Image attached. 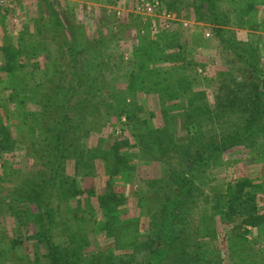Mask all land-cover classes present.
I'll use <instances>...</instances> for the list:
<instances>
[{
  "label": "rangeland",
  "instance_id": "374dc122",
  "mask_svg": "<svg viewBox=\"0 0 264 264\" xmlns=\"http://www.w3.org/2000/svg\"><path fill=\"white\" fill-rule=\"evenodd\" d=\"M148 1L156 3L150 15L145 10ZM49 2L58 19L67 24L69 30L76 29L83 49L81 65L89 71L80 88L72 91L69 112L73 118L78 120L75 100L92 97L95 88L101 87L102 92L97 93L101 100L108 92L126 91L122 94L129 100L128 108L136 110L143 105L147 111L157 113L151 118V124L166 125L168 131L176 133V138L183 142L186 134L183 115L189 109L191 96L175 93H181L184 85L191 83L192 92L206 94L202 103L208 108V116L218 113V117L204 132L215 137L210 130L213 127L217 135H229L234 144H228L226 150L213 155L197 171L194 193L198 200L191 215L196 223L202 217L208 218L206 225L217 229L215 241L200 233L199 240L208 243L207 248L201 250L208 249V253L202 257L206 261L214 260V264H264V221L256 228H248L251 231L249 243L241 242L244 216L235 215L233 221H222V211L227 204H241L235 198L239 194L238 185L242 184V198H251L255 211L264 215V0H216L213 16L207 12L203 0ZM47 4L44 0H16L4 21L7 34L11 36L8 45L16 49L22 32L28 40L36 36L45 40L49 37L44 28L39 34L36 27L41 14H48ZM2 19L0 13V23ZM218 19L220 23L214 22ZM1 27L0 128L7 129L15 143L2 150L0 158V264H52L51 250L59 253L60 264H129L131 260V263L145 260L147 251L134 246L137 241L150 240L147 216L153 215L155 221L162 216L157 204L164 198L155 194L158 188L152 183L165 177V153L155 151L149 161H143L136 145L139 131L124 132L123 120L109 115L110 109L104 103L100 113L95 109V115L87 120L85 126L91 133L82 141L90 150L91 154L85 157L93 160V166L84 164L86 159L82 156L68 158L53 187L48 188V202L55 210L52 224L44 221L46 227L29 226L28 204L34 201L29 197L33 190L50 181L52 172L50 160L40 158L32 144L38 128L32 119L22 124L21 109L10 98L8 74L2 70L7 57ZM63 36L59 38L61 42H64ZM54 49L51 48V58L59 60ZM46 55L39 59L44 70L52 63L49 54ZM16 62L26 73L35 63L27 60L25 53L16 55ZM100 63H103L101 72L107 73V78L102 76L97 80L94 70L100 68ZM135 70H139V75L148 83L160 82L162 88H166L162 95L128 91V78ZM35 76L30 79L32 83L37 82L42 73L38 71ZM71 81H66L65 87ZM257 85L262 93L256 98L258 130L254 135H247L246 115L256 107H250L254 97L250 98L249 94H256ZM61 98L59 95L58 101L61 102ZM62 110L60 105L56 117L64 114ZM163 110L171 115L163 119ZM38 111L40 106L29 102L23 115ZM149 116V112L140 114L143 120ZM71 125L73 132L68 140L75 138L74 131L78 129L73 120ZM3 135L1 132L0 138ZM125 137H129L130 143L121 154L127 155L129 169L124 175H113L111 165L109 167L100 157L102 153L100 156L95 153L97 149L110 150L117 138ZM201 138L195 143V150L204 149L207 141ZM186 173H189L187 169ZM60 184H64L66 193L60 191ZM104 203L114 205L107 209L110 214L106 218L101 213ZM175 251L160 263L178 264ZM102 257L104 262L100 260Z\"/></svg>",
  "mask_w": 264,
  "mask_h": 264
},
{
  "label": "trees",
  "instance_id": "16d2710c",
  "mask_svg": "<svg viewBox=\"0 0 264 264\" xmlns=\"http://www.w3.org/2000/svg\"><path fill=\"white\" fill-rule=\"evenodd\" d=\"M44 1L48 3V16L41 14V19L38 20L36 27L38 28L39 34L42 33L44 28V30L49 33V37L45 40L36 36V38L28 40V37L22 32L17 38L18 45L14 47L16 49H13L7 44V42H10L11 36L7 34L4 21L6 20L5 16L9 15L10 8L0 9V13L3 16L0 25L3 30L4 42H6L5 45H3V51L7 57L6 64L2 70L6 71L8 74L7 89L11 90L10 98L16 101V104L19 105L21 109L23 117L22 124H26L32 119L33 125L38 128V131H36L32 137V141H34L32 144L40 158H48V160H50L49 165L52 172L50 181H45L40 187L33 190V198H31L32 196L29 197L31 200H34L28 204V209L31 212V225L29 226L34 228L41 224L43 227H46L44 221L52 224L55 218V210L48 202V188L53 187V182L56 177L59 176V170L64 166L68 158L82 156L86 159L84 164L90 167L93 166V160L85 157L86 154L91 153L87 147L83 146L82 141L91 133V129L85 126L87 120L95 115V112L100 113V108L104 103V105L110 109V112H108L109 115L113 114L123 120V131H139L136 144L138 147H136L139 149V157H141L143 161H149L155 151H162L165 153V177L154 180L152 183L158 188L155 190V194L164 198L157 204L161 209L159 213H161L162 216L158 217L156 221L153 215L147 216V230L150 231L151 241L149 239L144 242L137 241V244L134 246L136 249L143 248L147 251L145 260L139 259L140 261L137 260L135 263H131L133 261L131 260L129 264H161L160 261L164 258H168L172 250H176L175 252H177L175 257L176 263L178 264H214V260L206 261L203 259L202 256L208 253V249L204 251L201 250L206 249L208 243L202 242L198 237L200 233L204 232L211 241H215L217 239V229L208 224L206 225L208 218L202 217L199 222L196 223L191 215L192 208L196 206L198 200V196L194 193L196 190L195 179L198 177L197 171L201 170L200 168L204 167L205 163H207L213 155L226 150L228 144L232 145L234 143L230 141L231 138L228 137L229 135H222V133L221 135H217L213 127L210 130L215 134V137L204 132V128H208L210 123L214 124L215 117L216 119L218 117V113L213 116H208V108L205 103H202L206 94L204 92H192L191 83H186L188 86L184 85L183 89H181V93H175L180 94V96L188 93L191 96L189 109L183 115L184 119H186L184 122L185 125L183 126L186 131L185 140L183 142L176 138V133H170L166 125L156 127L151 124V118H155L157 113L147 111L145 109L146 107L143 105H139L136 110L128 108L129 100L127 101V98H125L126 96L122 94L126 91H121L120 94L108 92L107 96L101 100L97 97L100 96L97 94L99 90L102 92L101 87L95 88L92 97H88V99L84 101H82V99L75 100L78 120L73 118L72 115L70 116L69 112V104H71L73 98L72 91L77 87L78 89L80 88L79 86L82 85L83 80L88 77L89 71L85 70V67L83 68L81 65L83 49L79 42L80 39L76 34V29L69 30V26L58 19V14L53 9L49 0ZM215 1L216 0H203L210 16L215 14ZM41 20H45L44 23L41 24ZM214 22L220 23L219 19ZM61 35H64V42H61V39L59 40ZM51 48H55L53 52L59 55V60L55 58L52 60ZM20 53H25V58L27 60L35 62L29 73L23 71L24 68H22L21 65L17 67L16 55ZM46 53L47 55L49 54L52 63L44 70L39 59ZM102 64L103 63H100L101 69L98 68V70H94L97 80L101 79L102 76L103 79L107 78V73L104 74L101 72L103 67ZM140 66L143 69L145 68L143 63H141ZM94 67L97 68L96 66ZM38 71L42 73V76L37 82L32 83L30 79L31 77L34 78ZM90 72L92 73L91 70ZM98 72L102 74L98 75ZM56 74L60 76L58 78L54 77ZM68 80L72 81L65 87L64 83ZM128 82V91H132L135 94L156 92L161 96L162 91L166 89L162 88L160 82L148 83L143 76L139 75V70H135L129 75ZM237 89L240 90V88ZM261 94L259 85H257L256 94L253 96L249 94L250 98L254 97L251 98L250 107L258 105L256 98H259L258 96ZM59 95L62 96L61 102L57 99ZM176 97H178V95H176ZM29 102L37 103L40 106V111L31 113L30 115H23ZM59 104L62 106L64 114L56 117L58 115V109L60 108ZM257 107L258 106L248 111L246 115L247 123L245 125V131L247 135H254L258 130L259 117H256L258 114ZM170 108L168 110H170ZM95 109L97 110L94 112ZM168 110H163L161 112L163 119L171 115V112ZM148 112L150 118L141 119L140 114H146ZM72 120L75 122L78 129L74 131L76 133L75 138L68 140L73 132L71 125ZM34 126L31 127V129H34ZM1 132L4 135L0 138V158L1 151L9 149L8 145H10V143H15V140L7 129L0 128V133ZM122 136H124V133H122ZM200 137L206 140L207 143L204 149L199 147L195 150L194 145ZM129 143V137H125L124 139L117 138L110 150L101 152L100 149H97L95 156H100L99 153H102L100 157L108 163L109 167L111 165L113 170L111 171L112 174L124 175L129 169L128 157L125 154H121V152L125 147L129 146ZM111 160L112 163H110ZM186 169L189 173L184 174ZM63 185L64 184H60V191L66 193L67 191ZM241 186H243V184L238 185L239 194L235 198V200H239L241 204L236 206L234 202H230L229 204L226 203L225 210L222 211L224 215H222V221L226 219L228 221H233L235 215L244 216L242 224L244 234L242 235L241 242L249 243L251 241L248 239V234H251V231L248 228L260 226L264 221V215L255 211V206L251 203V198H247V200L242 198L243 189ZM102 200L100 201L103 202ZM119 200L121 201V199ZM113 207L114 205L112 203H104V205H101L102 216L105 218L106 215L109 216L108 214H110V212H108L107 209H112ZM109 233L111 234V230H109ZM49 248H51V244H49ZM49 258L52 264H60V257L57 251L51 250ZM103 258L104 257L100 259L102 262H104ZM109 258H107V260H109ZM120 264L127 263L124 262ZM245 264L256 263L250 262Z\"/></svg>",
  "mask_w": 264,
  "mask_h": 264
},
{
  "label": "built area",
  "instance_id": "2783aa9c",
  "mask_svg": "<svg viewBox=\"0 0 264 264\" xmlns=\"http://www.w3.org/2000/svg\"><path fill=\"white\" fill-rule=\"evenodd\" d=\"M16 4V0H0V9L1 8H13ZM156 9V3L153 1H148L145 3V10L147 14H153Z\"/></svg>",
  "mask_w": 264,
  "mask_h": 264
}]
</instances>
